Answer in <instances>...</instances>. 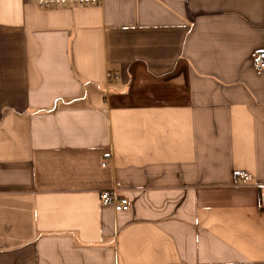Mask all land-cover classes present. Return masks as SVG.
Returning <instances> with one entry per match:
<instances>
[{"label": "crops", "instance_id": "0c3cea01", "mask_svg": "<svg viewBox=\"0 0 264 264\" xmlns=\"http://www.w3.org/2000/svg\"><path fill=\"white\" fill-rule=\"evenodd\" d=\"M261 52L264 0H0V264H264Z\"/></svg>", "mask_w": 264, "mask_h": 264}, {"label": "built area", "instance_id": "2783aa9c", "mask_svg": "<svg viewBox=\"0 0 264 264\" xmlns=\"http://www.w3.org/2000/svg\"><path fill=\"white\" fill-rule=\"evenodd\" d=\"M39 8H66L69 6H97L103 0H25ZM255 69L257 72L264 71V52L259 53L255 57ZM117 78L116 76L107 75V79ZM242 180L247 182L248 177H243ZM116 190L103 191L100 194L101 204L104 206H112L116 212H125L129 209V203L126 199L118 198L115 194ZM259 208L264 210V191L260 193Z\"/></svg>", "mask_w": 264, "mask_h": 264}]
</instances>
